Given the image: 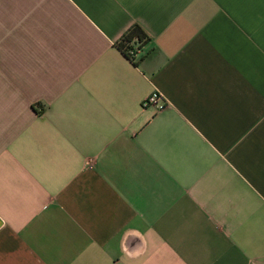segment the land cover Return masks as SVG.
I'll use <instances>...</instances> for the list:
<instances>
[{
	"label": "crops",
	"instance_id": "1",
	"mask_svg": "<svg viewBox=\"0 0 264 264\" xmlns=\"http://www.w3.org/2000/svg\"><path fill=\"white\" fill-rule=\"evenodd\" d=\"M0 264H264V0H0Z\"/></svg>",
	"mask_w": 264,
	"mask_h": 264
},
{
	"label": "trees",
	"instance_id": "2",
	"mask_svg": "<svg viewBox=\"0 0 264 264\" xmlns=\"http://www.w3.org/2000/svg\"><path fill=\"white\" fill-rule=\"evenodd\" d=\"M149 42V38L144 30L139 25L131 26L119 40L115 43V47L134 65H137L138 62L143 57H140L138 61H134L130 55V51L134 52V47L137 46V49L141 50Z\"/></svg>",
	"mask_w": 264,
	"mask_h": 264
},
{
	"label": "built area",
	"instance_id": "3",
	"mask_svg": "<svg viewBox=\"0 0 264 264\" xmlns=\"http://www.w3.org/2000/svg\"><path fill=\"white\" fill-rule=\"evenodd\" d=\"M134 52H129L134 61H138L140 57H143L145 53L142 52V49H137V46L134 48ZM142 108H152L155 112H160L166 108V102L163 99L162 95L154 91L148 95L141 104Z\"/></svg>",
	"mask_w": 264,
	"mask_h": 264
}]
</instances>
